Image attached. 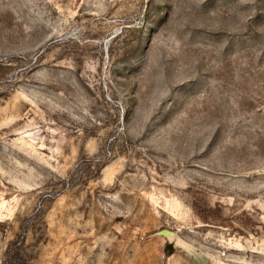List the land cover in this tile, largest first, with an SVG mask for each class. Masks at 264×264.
Returning a JSON list of instances; mask_svg holds the SVG:
<instances>
[{"label": "rangeland", "instance_id": "obj_1", "mask_svg": "<svg viewBox=\"0 0 264 264\" xmlns=\"http://www.w3.org/2000/svg\"><path fill=\"white\" fill-rule=\"evenodd\" d=\"M0 264H264V0H0Z\"/></svg>", "mask_w": 264, "mask_h": 264}, {"label": "water", "instance_id": "obj_2", "mask_svg": "<svg viewBox=\"0 0 264 264\" xmlns=\"http://www.w3.org/2000/svg\"><path fill=\"white\" fill-rule=\"evenodd\" d=\"M159 235L166 236V237H173V234L167 231H162Z\"/></svg>", "mask_w": 264, "mask_h": 264}]
</instances>
